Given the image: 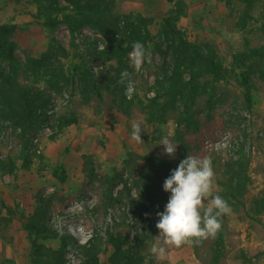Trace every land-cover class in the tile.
<instances>
[{
  "label": "rangeland",
  "instance_id": "obj_1",
  "mask_svg": "<svg viewBox=\"0 0 264 264\" xmlns=\"http://www.w3.org/2000/svg\"><path fill=\"white\" fill-rule=\"evenodd\" d=\"M58 1L59 18L68 15L79 24L77 6ZM108 1L113 7L102 25L106 33L87 24L73 31L63 22L52 40L51 31L34 22L52 0H0V25L17 26L9 40L17 45L20 63L30 64L13 68L0 59V264H35L20 216L33 215L41 199L53 229L70 233L78 242L67 248V264H79L80 246L96 242L97 228L106 239L108 227L117 238L115 245L106 244L107 255H125L126 240L134 248L135 264H172L170 257L180 249L193 253L201 264H264V0ZM169 19L185 39L215 58L223 76L201 75L199 62L180 61L179 44L161 33ZM114 33H119L122 48L130 37H139L151 62L137 73L129 59L132 50L122 61L96 55L94 48L110 51ZM147 35L154 43L144 39ZM244 54L249 56L245 66ZM37 61L42 66L35 73L30 67ZM83 61L100 83L99 93L84 91L75 73ZM46 69L63 70L68 81L51 86ZM124 70L132 74L136 92L131 103L121 105L107 85ZM175 71L181 77L176 82L182 80L177 90L171 87ZM244 73L251 79V110L244 106ZM29 93L41 98L39 116L51 107L55 111L51 119L46 114L45 121L36 118V126H28L24 136L17 119L25 117L22 102ZM70 112L79 123L60 129ZM133 122L144 130L143 143L131 139ZM164 137L177 146L174 158L164 154ZM187 155L211 160L213 188L205 207L219 195L231 212L220 218L215 237L167 248L165 258L157 259L150 251L158 242L157 213L164 211L171 195L163 184ZM59 164L65 168V182L53 174ZM116 175L128 188L119 184L110 193ZM234 184L239 186L231 193L227 189ZM129 195L153 203L138 210L130 205ZM125 217L130 228L121 226ZM60 247L58 240L46 243L49 253ZM116 264L125 262L121 258Z\"/></svg>",
  "mask_w": 264,
  "mask_h": 264
},
{
  "label": "trees",
  "instance_id": "obj_2",
  "mask_svg": "<svg viewBox=\"0 0 264 264\" xmlns=\"http://www.w3.org/2000/svg\"><path fill=\"white\" fill-rule=\"evenodd\" d=\"M72 3H74L79 12H80V19L79 24L74 23L73 19L69 17L68 15L64 16L63 19H60L58 14L61 12V8L59 6L58 0H52V4L48 6L45 9V12L43 15H41L39 18H35L34 22L43 25L44 27L48 28L52 33V40H56L53 32L63 23L67 22L69 26L72 28L73 31H77L82 25H91L94 28H99L102 32L106 33L102 25H104V19L107 13L111 11V7H113V3L110 4V1L108 0H99V1H93V0H70ZM103 3L105 5L103 6ZM118 22L115 21L112 23V27L116 28ZM132 25V24H131ZM17 30V26L14 24H4L0 25V59L6 60L9 62V64L14 68L18 66L19 64L24 65L25 67H29V63H20V61L16 57V48L17 45L10 41L9 38L12 34H14ZM118 30V29H117ZM134 34L138 33V30L136 28L134 29ZM161 33L166 36L167 38L172 39L174 42H177L180 46L179 48V58L181 62H184L185 60L191 59L195 60L196 62H199L204 69L200 73L201 75L204 74H214L218 76H223L224 72L222 71V67L218 65L215 61V58L212 55L205 54L201 47L197 46L196 44H193L189 42L185 37L183 36L182 32L176 27L173 20L169 19L167 21L166 27L161 30ZM116 34H113V42L111 44L110 51H100L97 48H94V51L96 55L100 57H106V58H117L120 61H122L123 57L132 50V44L135 41L142 42V40L139 37H130L129 39V45L126 48H122V43L116 39ZM146 41H150L154 43V38L150 35H147L144 38ZM168 55V53H164V56ZM249 59V56L243 55L241 58V65L245 66L247 60ZM35 64H32L30 68L35 73H38L39 68H41V64L39 61L34 62ZM28 64V65H27ZM34 65L36 67H34ZM46 81L53 87H57L58 84L61 81H68V78L66 77L65 73H63V70H47L44 71ZM75 73L79 74L81 77L84 91H95L99 93V90H97L98 80L96 76L91 72V68L87 66V61H83L81 65L75 68ZM174 78V81L171 84V87L174 89H178L180 87V83H182V80H180V83H177L176 81L180 79V75H176V71L172 75ZM195 78V75L192 76V80ZM118 79H113L110 83L111 85H107V89L110 93H112L115 96V103L124 105V103H131V100H128L125 96V85H121L118 83ZM243 85L245 87V97H244V106L248 110H251L252 107V91H251V79L250 77L244 73L243 74ZM112 86V87H111ZM40 96L38 94L32 95L27 94L25 98L23 99L22 106L24 108V114L25 117L21 119H17V122L19 125L23 126L24 128V136L25 134H28V131L26 130L29 127L36 126L37 120L36 118L41 119L42 121H45V115L41 114V116L38 115V109L42 108V105L40 104ZM86 101H89L88 97H85ZM48 102L47 100L45 101ZM14 116L15 115H11ZM79 118L74 115V113L70 112L68 119H61L60 122V129H65L73 124H78ZM27 126V127H26ZM26 152H28L27 144L24 145ZM85 159L87 160L88 157L86 156ZM90 163H88V168ZM87 175V171L85 172ZM54 176L59 179L61 182L66 181V171L62 164H59L56 170L54 171ZM123 184L128 188V183L126 180H121L120 177L118 178L117 175L113 177L110 180V193H113V190L119 185ZM238 184H234L231 187H228V191H231V193H234L236 188L238 187ZM130 205H132L136 209H142V207L145 206V204L151 205L153 201L146 198L141 200H138L137 198L132 197L129 195ZM113 201L112 196L107 201V206H111ZM41 202V203H40ZM40 207H38L35 211V213L29 217L22 214L20 216V222L22 225V228L28 233L30 243H31V256L32 261L35 264H67L66 259V250L69 248V246H77L78 242L77 240L68 232L64 234H60L58 231L53 229V225L48 219L47 215V209H46V203L44 199H41L39 201ZM128 220V217H125L123 219V222L121 226L123 227H131L129 224H126V221ZM101 229H96V242L88 241L86 245L80 246L81 247V261L79 264H116L117 260L123 259L125 264H135L137 263V256L134 252L133 246L125 240V243H127V247L124 250L125 255L117 253H112V255H107L108 249L105 248L106 244H111V246L115 245L117 235L115 236L114 233L111 231V229L108 227L105 229V233L107 234V238L104 239L102 237H99V232ZM118 236H122V233H118ZM116 237V238H115ZM51 240H58L61 247L59 251H53L52 253H49V249L46 248V243ZM118 241V240H117ZM221 244V241L218 242V245ZM102 245H104V248L102 249ZM123 256V257H122ZM121 257V258H120ZM49 258V259H48ZM51 258V259H50ZM100 258H104L101 260ZM73 264V263H72Z\"/></svg>",
  "mask_w": 264,
  "mask_h": 264
},
{
  "label": "clouds",
  "instance_id": "obj_3",
  "mask_svg": "<svg viewBox=\"0 0 264 264\" xmlns=\"http://www.w3.org/2000/svg\"><path fill=\"white\" fill-rule=\"evenodd\" d=\"M151 58V53L141 42H133L129 59L135 72H140L145 62H151ZM118 83L125 85L124 94L131 100L136 92L132 74L127 70L122 71ZM131 127V139L143 143L141 124L133 122ZM160 145L164 147V154L174 158L176 145L167 137L162 138ZM213 177L214 171L209 158L200 159L187 155L164 181L163 190L171 195L164 211L157 213L158 242L150 249L157 259L165 258L167 248L198 244L215 237L220 231V218L229 214L231 208L219 195L212 196L205 207V200L212 195ZM159 241H162V244Z\"/></svg>",
  "mask_w": 264,
  "mask_h": 264
},
{
  "label": "crops",
  "instance_id": "obj_4",
  "mask_svg": "<svg viewBox=\"0 0 264 264\" xmlns=\"http://www.w3.org/2000/svg\"><path fill=\"white\" fill-rule=\"evenodd\" d=\"M172 264H201L198 260L194 259L193 253L183 252V250H178L177 253L170 257Z\"/></svg>",
  "mask_w": 264,
  "mask_h": 264
},
{
  "label": "built area",
  "instance_id": "obj_5",
  "mask_svg": "<svg viewBox=\"0 0 264 264\" xmlns=\"http://www.w3.org/2000/svg\"><path fill=\"white\" fill-rule=\"evenodd\" d=\"M54 111H55V108L51 107V109L48 110V111H47L46 113H44V114H46V115L48 116V118L51 119V117L53 116L52 114L54 113Z\"/></svg>",
  "mask_w": 264,
  "mask_h": 264
}]
</instances>
